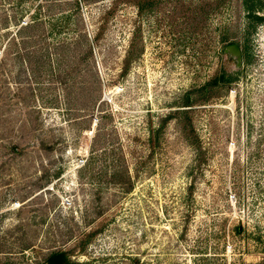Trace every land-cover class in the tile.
<instances>
[{
  "label": "rangeland",
  "instance_id": "obj_1",
  "mask_svg": "<svg viewBox=\"0 0 264 264\" xmlns=\"http://www.w3.org/2000/svg\"><path fill=\"white\" fill-rule=\"evenodd\" d=\"M0 247L264 264V0H0Z\"/></svg>",
  "mask_w": 264,
  "mask_h": 264
},
{
  "label": "trees",
  "instance_id": "obj_2",
  "mask_svg": "<svg viewBox=\"0 0 264 264\" xmlns=\"http://www.w3.org/2000/svg\"><path fill=\"white\" fill-rule=\"evenodd\" d=\"M40 8H41V6L38 5L37 9H36L37 11L35 12L33 17L31 18V20L28 21L25 25H23V24L19 25V23H16V25H17L16 29L17 30H16L15 35L21 38V43H22L23 47H26L31 39H34V41H38L41 39V34H34L35 32H37L41 29L40 26L42 25V22H41L42 20L40 18ZM2 28H7V22L4 23V26ZM33 31H35V32H33ZM15 38H11L9 40V41H11V44L15 45ZM33 46L37 47V50L42 48L40 45H37L35 43L33 44ZM38 52H40V51H38ZM39 55H37L39 57V62H41V64H44L45 62L47 63V61H44L41 59L42 57H44V54L40 53ZM222 78L224 81L230 82L229 78H227V80L225 79L226 77H224V76ZM44 146H45V144L43 143V147ZM12 151H15L14 145L12 146ZM103 154H104V152H103ZM118 158H119V160H115V163L113 164L112 170L110 171L111 181L116 183V184L125 185L126 190H129L131 188V182H130L129 176L126 172V167H124V166H122V164H120L121 157L118 156ZM92 162H93V157L91 156L89 158L88 163L85 165L84 169L90 168ZM103 170H104V168H103ZM103 173L106 174L107 172L103 171ZM92 234L93 233H88L87 235H85V237L80 240V244L82 246H84L88 242V240L90 239ZM18 239H23V237H19ZM22 241H24V240H22ZM28 246H29V243L21 244V248H24V249L27 248ZM0 252H1V250H0ZM39 264H85V263H80V262L72 260L70 257V251L64 250L62 248H55V249L49 251Z\"/></svg>",
  "mask_w": 264,
  "mask_h": 264
},
{
  "label": "water",
  "instance_id": "obj_3",
  "mask_svg": "<svg viewBox=\"0 0 264 264\" xmlns=\"http://www.w3.org/2000/svg\"><path fill=\"white\" fill-rule=\"evenodd\" d=\"M225 51L236 56L238 64L240 63V61H241V50H240L238 44L233 43V44L227 45L225 47Z\"/></svg>",
  "mask_w": 264,
  "mask_h": 264
}]
</instances>
